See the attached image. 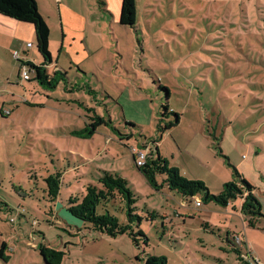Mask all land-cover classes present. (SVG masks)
Wrapping results in <instances>:
<instances>
[{"label": "rangeland", "instance_id": "1", "mask_svg": "<svg viewBox=\"0 0 264 264\" xmlns=\"http://www.w3.org/2000/svg\"><path fill=\"white\" fill-rule=\"evenodd\" d=\"M104 2L107 12L100 0L86 3L98 28L89 31L102 35L91 37L87 58L72 63L60 54L67 73L57 88L33 73L19 80L17 60L4 57L16 70L15 86L0 90V264H49L42 245L64 250L61 264H144L147 254L164 255L167 264H236L228 232L245 239L258 230L232 206L197 207L166 184L153 187L131 147H153L158 138L160 154L211 193L235 178V167L264 196V0H136L133 27L120 24L119 0ZM176 112L180 122L161 133ZM94 113L108 123L90 137L72 134ZM104 167L128 178L148 244L89 230L68 211L70 194L98 184ZM55 172L64 179L51 200L46 179ZM108 208L128 221L125 208ZM154 209L160 214L149 218Z\"/></svg>", "mask_w": 264, "mask_h": 264}, {"label": "trees", "instance_id": "2", "mask_svg": "<svg viewBox=\"0 0 264 264\" xmlns=\"http://www.w3.org/2000/svg\"><path fill=\"white\" fill-rule=\"evenodd\" d=\"M102 2L101 0L100 3ZM0 13L34 25L37 48L43 56L44 62L40 65L29 62L33 70V78L45 88H57L60 80L66 77V73L56 71L53 75H50L46 69V65L53 62L50 51V27L40 13L36 0H0ZM136 19V0H122L120 23L127 27H133ZM165 89L168 88L165 87ZM164 107V114H166L169 111V106L165 105ZM89 110L92 109L90 108ZM175 115L174 121L158 126V130L161 133L180 122V114L176 112ZM89 120L84 128L74 130L72 134L90 137L100 125L108 123L104 116L97 113L89 116ZM130 124L134 125L132 122ZM131 136H133L132 133L123 134L121 139L130 138ZM151 142L153 143V150L150 151L146 163L137 167L153 187L159 189V187L162 188L166 184L170 190L178 191L185 199L199 197L204 203L215 202L222 206H228L234 199L239 198L242 200L240 211L244 214L249 226L256 227L261 222H264L262 204L255 193L256 188L235 167L233 168L235 178L225 182L220 192L213 194L204 181L185 177L178 167L173 166L167 158L160 154L158 138L152 139ZM158 174L164 176L163 183H159ZM62 178V172H55L47 177L48 194L51 200H55L58 197ZM97 180L98 184L88 181L85 184V190H82L80 194H70L68 211L84 222V227L89 230L112 237L127 233L136 246L140 247L142 241L144 244H148L146 234L142 229L138 228L143 216L137 212L136 203L138 198L131 189L128 178L116 170L101 169ZM110 204H118L122 209L125 208L128 221L125 223L120 222L119 218L109 211L108 206ZM99 208L103 209V212H99ZM159 214L156 209L148 211L149 218H155ZM204 225L209 226L210 224L204 221ZM4 247L5 243L2 244L0 256L3 255ZM232 251L238 256V264H251L250 261L241 257L242 249L232 246ZM40 252L49 264H61L65 254L64 250L46 245L41 246ZM144 260V264H167V258L164 255L147 254Z\"/></svg>", "mask_w": 264, "mask_h": 264}, {"label": "crops", "instance_id": "3", "mask_svg": "<svg viewBox=\"0 0 264 264\" xmlns=\"http://www.w3.org/2000/svg\"><path fill=\"white\" fill-rule=\"evenodd\" d=\"M88 1L90 0H36L40 13L45 18L50 27V51L52 54L53 62L46 65V69L50 75H53L56 71H64L65 73H67L66 70L59 67L60 54H64L65 57L71 60V62L73 63L74 61H77V57L79 55L81 57L86 56L87 58L88 54L90 55L91 53H93L94 50L91 48V37L93 36L94 38H98L100 37V35H102V32H100L99 30H96L97 32H90L93 31V29L95 31V29L98 28L91 16V8H88L86 6V3ZM102 1L103 2L100 3V9L107 12V4L106 2H104V0ZM119 3L121 12L122 0H119ZM89 29L91 30L89 31ZM28 42H31L32 46L28 47ZM18 48H20V50H18ZM14 50H18L20 54L23 55L25 59L32 64L40 65L44 62V58L37 48V38L34 25L29 22L16 20L12 17L0 13V79H4L3 84L0 86V90L6 88V82L8 83V86H15V84L13 83L14 80L10 79V76L15 75V66H7L6 64H4V57L12 61L13 63ZM57 50L59 56L58 59H56L53 55V53ZM77 65H80V62ZM17 67L19 80L23 81L20 78V64L18 61ZM4 104L1 107L0 112L6 114L4 111V109H6ZM102 169L108 168L104 167ZM63 179L64 178H62V180ZM260 200L263 205L262 210L264 212V196H261ZM241 203L242 200L240 201L239 206H236V204L233 203H230L228 206L233 207L235 213L239 214L243 218L245 226L246 228H248L247 226L249 225L247 223V220L244 214L240 211ZM229 214L233 215V213H231V210ZM263 227L264 222H261L259 226L251 227L257 229L258 233L252 234L248 231H245L246 234L244 235V238L249 245L251 258L254 261L253 264H264ZM232 236L231 233L228 232L226 239L230 243ZM232 246L233 244L231 243V249ZM216 258L221 262H225V259L222 256H218ZM236 264H238V261Z\"/></svg>", "mask_w": 264, "mask_h": 264}, {"label": "built area", "instance_id": "4", "mask_svg": "<svg viewBox=\"0 0 264 264\" xmlns=\"http://www.w3.org/2000/svg\"><path fill=\"white\" fill-rule=\"evenodd\" d=\"M27 46H32L31 42L27 43ZM13 57L19 62L20 64V78L22 80H30L32 79V68L29 64V61L25 59L23 55L20 54L18 50L13 51ZM8 112V111H7ZM151 145H136L131 147V151L133 154V158L135 161L136 166H142L146 163V160L149 156L150 151H152ZM195 206L200 207L202 205V199L199 197H195L193 199ZM14 219L11 218V221ZM231 243L234 247L242 249L241 257L247 259L248 261L253 264V259L251 258V252L249 245L247 244L246 240L243 239L239 235H233L231 237Z\"/></svg>", "mask_w": 264, "mask_h": 264}, {"label": "water", "instance_id": "5", "mask_svg": "<svg viewBox=\"0 0 264 264\" xmlns=\"http://www.w3.org/2000/svg\"><path fill=\"white\" fill-rule=\"evenodd\" d=\"M134 159V158H133Z\"/></svg>", "mask_w": 264, "mask_h": 264}]
</instances>
